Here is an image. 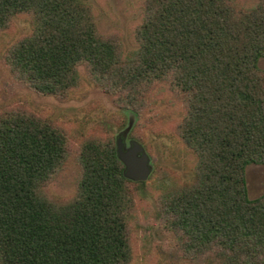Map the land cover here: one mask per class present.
Masks as SVG:
<instances>
[{"label": "trees", "instance_id": "trees-1", "mask_svg": "<svg viewBox=\"0 0 264 264\" xmlns=\"http://www.w3.org/2000/svg\"><path fill=\"white\" fill-rule=\"evenodd\" d=\"M15 17L31 32L5 64L38 94L66 99L83 68L138 116L167 83L183 101L176 132L195 162L186 184L150 174L159 223L196 264H264V194L249 199L245 180L248 165H264V0H146L130 52L98 32L85 0H0V32ZM125 135L83 140L74 195L58 200L47 187L71 138L23 110L0 114V264H132L146 183L124 177L116 140Z\"/></svg>", "mask_w": 264, "mask_h": 264}, {"label": "rangeland", "instance_id": "rangeland-1", "mask_svg": "<svg viewBox=\"0 0 264 264\" xmlns=\"http://www.w3.org/2000/svg\"><path fill=\"white\" fill-rule=\"evenodd\" d=\"M146 0H85L96 14V26L102 36L119 39L125 52L136 48V29L142 23ZM31 27L24 17H15L9 30L0 32V114L11 109L23 110L64 130L72 141V154L55 180L47 187L58 200L74 195L80 175L76 149L93 134L113 138L126 133V144L138 142L149 158L151 174L166 171L186 184L193 179L194 156L182 145L176 129L184 117L182 99L169 91L167 83L150 93L148 107L138 116L118 108L112 97L93 85L83 68L82 85L64 100L34 92L16 80L5 64V53L19 39L29 35ZM264 71V59L258 61ZM249 199L264 194V165L245 169ZM152 180L138 195V218L133 228L132 264H196L185 258L175 236L165 232L156 216V190ZM139 224V226H138ZM140 227V228H139Z\"/></svg>", "mask_w": 264, "mask_h": 264}, {"label": "water", "instance_id": "water-1", "mask_svg": "<svg viewBox=\"0 0 264 264\" xmlns=\"http://www.w3.org/2000/svg\"><path fill=\"white\" fill-rule=\"evenodd\" d=\"M126 134V133H125ZM117 156L124 166V177L133 182H146L151 174L149 158L142 146L131 141L129 148L125 147L124 138L116 140Z\"/></svg>", "mask_w": 264, "mask_h": 264}, {"label": "flooded vegetation", "instance_id": "flooded-vegetation-1", "mask_svg": "<svg viewBox=\"0 0 264 264\" xmlns=\"http://www.w3.org/2000/svg\"><path fill=\"white\" fill-rule=\"evenodd\" d=\"M131 141H133V140H131ZM131 141H129V143H128V144H126V135H125V138H124L125 147H128V148H129Z\"/></svg>", "mask_w": 264, "mask_h": 264}]
</instances>
